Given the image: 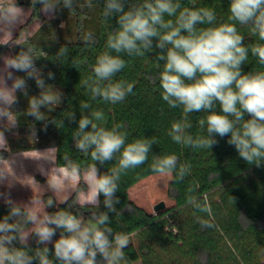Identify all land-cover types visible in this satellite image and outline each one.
<instances>
[{
	"label": "clouds",
	"instance_id": "1",
	"mask_svg": "<svg viewBox=\"0 0 264 264\" xmlns=\"http://www.w3.org/2000/svg\"><path fill=\"white\" fill-rule=\"evenodd\" d=\"M125 2L105 0L103 15L110 17L118 14L119 26L108 34L107 50L97 56L91 66L92 75L79 83L88 90L93 100L101 98L111 104L122 103L128 95L134 94V82L113 80L126 67V61L119 54L143 57L153 51V38H157L155 47L164 50L161 52L164 54L157 56L158 61H164L158 77L162 100L170 108L181 107L183 111V117L171 124L168 136L173 142L195 150L211 149L218 143L215 139L217 135L224 137L230 134L228 143L235 147L239 156L247 164L259 167L264 161V71L243 73L241 65L246 63L251 53L264 66V43L246 46L237 25L247 26L253 36L264 42V0H231L229 22L209 27L198 25H216L215 11L206 7L195 8V0H192V8L183 7L182 10L181 0L131 2L127 10ZM37 3L49 18H54L60 5L69 10L74 7V0H31L33 7ZM92 6V0L80 5ZM166 16L175 19H166ZM24 21L25 12L16 0H0V33L11 35L12 30ZM83 40L87 44L94 43L93 34L86 33ZM113 52L117 55H112ZM67 53L68 48L61 46L57 56L64 57ZM36 59L32 47L23 48L14 56L3 57V68H0V121L6 120L4 128L8 130L18 124L16 112L12 110L17 102V91L28 95L25 78L13 76L11 70L26 73L40 89L39 96L28 99L26 115L36 121H44L46 118L41 107L51 112L62 103L64 94L45 83L42 70L36 67ZM48 78L54 79V74L49 72ZM8 80L12 81L11 86ZM217 104L220 112L215 110ZM80 108L89 109L90 105L82 103ZM194 112L208 113L198 121L201 132L206 130V135L194 137L187 131L192 127L189 114ZM245 114L250 118L245 119ZM65 116L69 120L75 119L73 112ZM104 121L102 110L81 115L72 136L76 149L85 155L90 153L92 161L103 165L106 161L117 159L116 165L106 173H99L96 163L81 168L65 153L62 166L56 165L50 170L39 167L40 173L47 178V189L31 177L35 191L33 186L28 185L33 195L27 203L14 201L10 193H0L9 207L8 214L0 220V264H33L34 260L39 264H54L46 246L49 243H54V257L59 264H101L98 254L103 264H128L124 249L130 244V237L123 232H113L107 212L91 211V216L85 220L83 215L73 214L68 209L51 214L45 211L48 207H55L56 202L67 203L71 193H76L83 181L86 190L68 205L69 209L77 204L81 209H98L100 195L103 194V204L108 211L120 215L115 208V204L119 203L115 193L120 187L122 175L145 164L152 145L158 144V140L156 137L137 138L126 143L128 132L125 124L121 122L108 128ZM53 122L57 127H63V120ZM32 136L36 137L34 126ZM0 149H8L3 129H0ZM56 150L55 147L47 149L42 153L50 155H41L35 160L55 164ZM150 169L160 177H174L176 182H181L191 173V164L179 163L175 154L153 156ZM9 180V174L0 166V184L7 183L11 187ZM45 190L54 194L55 202L52 196L42 198ZM194 190L192 186L187 189V203L198 212L213 217L207 197L201 201L191 194ZM196 221L202 229L215 226L201 216H197ZM57 229L60 230V237L53 242ZM32 234L38 245L45 246L37 247L30 255L28 241ZM14 242L22 247L14 246Z\"/></svg>",
	"mask_w": 264,
	"mask_h": 264
},
{
	"label": "trees",
	"instance_id": "2",
	"mask_svg": "<svg viewBox=\"0 0 264 264\" xmlns=\"http://www.w3.org/2000/svg\"><path fill=\"white\" fill-rule=\"evenodd\" d=\"M131 2L139 3L142 0H126L125 10ZM85 3L86 0H74L73 9L69 10L60 5L56 11L58 15L64 13L74 18L73 41L37 42L33 36H28L14 45V55L23 48L32 47L38 58L35 60L36 67L42 70L45 83L60 87L64 95L62 103L55 107L44 121H36L30 116L27 125L35 127L40 142L32 143L27 136L11 139L7 150L0 149V159H7L11 152L55 147L57 165L64 164L63 155L67 153L81 165V168L96 163L99 173H106L116 165L117 159L106 161L103 165L92 161L90 153L85 155L76 149L72 136L78 128L81 115H90L93 110H102L105 114L106 127L111 128L121 122L125 124L128 132L126 143L137 138L156 137L158 144L152 145L145 164L122 175L120 187L115 193L119 199L115 208L120 215L108 211L103 204V194L100 195L98 209H81L78 204L69 209L68 205L78 197L79 192L86 189L83 181L80 182L79 190L69 197L67 203L56 202L55 207H48L49 214L60 209H68L73 214L85 213L89 218L91 211L107 212L109 226L113 228V232H123L130 237V244L124 249L128 264H264V161L259 167L247 164L235 147L228 143L230 134L224 137L217 135L215 139L218 143L211 149L194 150L172 141L167 133L171 124L183 117V111L181 107L170 108L162 100L158 77L164 61H158L157 56L164 54L161 53L164 50L155 47L157 38H153V51L143 57L119 54L126 61V67L117 73L113 80L134 82V94L128 95L122 103L117 104L105 102L101 98L93 100L88 90L79 82L92 75L91 66L95 64L97 56L107 50L108 34L119 25L118 14L110 17L103 15L105 0H92L91 8L80 7ZM230 3L231 0H195V8L213 9L217 17L216 25L198 27L217 26L229 22L227 18L230 15ZM16 4L30 8L31 14L28 21L20 27L14 40L19 39L31 23L44 18L39 3L33 7L31 0H17ZM181 5V10L183 7H193L192 0H181ZM60 8L65 11L62 12ZM165 18L175 19L167 16ZM237 28L244 37L246 46L264 43L253 36L247 26L237 25ZM89 32L94 37V43L91 44L83 40L84 35ZM61 46L68 48V53L64 57L57 56ZM8 48L7 44H1L0 55ZM112 55L117 54L113 52ZM241 69L243 73L264 71V66L249 53L248 60L241 65ZM49 72L54 74V79L48 78ZM16 76L25 78L27 89L32 96H38L39 88L34 79L28 78L22 71H16ZM21 95L22 92L17 91V102L12 107L17 116L23 112ZM82 103H88L90 108L81 110ZM215 110L220 112L219 104ZM69 112L75 114V119L69 120L65 116ZM207 114L206 112L189 114L188 118L192 124L187 130L189 134L194 137L206 135V130L201 132L198 121ZM248 118L250 117L245 114V119ZM60 120H63V127H57L53 122ZM30 131L32 132V129ZM170 154H175L179 163H190L191 173L181 182H176L172 177L169 194L174 205L170 207L166 205L157 212L148 210L132 200L129 191L142 179L156 174L150 169L153 156ZM189 186L195 189L191 194L201 201L207 197L213 210V217L198 212L187 203ZM49 196H52L55 202L54 194L51 192H46L43 199ZM8 212L9 207L0 202V220ZM197 216L209 219L215 226L211 229H202L196 221ZM59 237L60 230L57 229L54 241ZM14 246L22 247L18 242H14ZM44 246L38 245L35 235H31L28 242L30 255L37 247ZM46 246L50 249L49 257L53 259L54 264H59L54 257V243ZM97 259L103 264L99 254ZM33 264L39 262L34 260Z\"/></svg>",
	"mask_w": 264,
	"mask_h": 264
},
{
	"label": "rangeland",
	"instance_id": "3",
	"mask_svg": "<svg viewBox=\"0 0 264 264\" xmlns=\"http://www.w3.org/2000/svg\"><path fill=\"white\" fill-rule=\"evenodd\" d=\"M17 5L24 10L25 21L23 24L17 25L12 30L11 35L7 33L5 34L0 33V45L6 43L9 46V48L2 55H0V68H3V57L14 56V49H13L14 45L24 40L28 36H33L37 42H51V43L69 42L75 39L74 18H72L69 14L66 15L64 13H61L59 15L55 13L54 18H49V16L43 13L44 18L38 19L35 22L31 23L28 26L27 30L24 31L23 35L19 39L14 40V37L20 30V27L28 21L31 14V9L28 8L27 6L19 5V4ZM60 10L62 12L65 11V9L63 8H60ZM11 71H13V76H16V71L15 70H11ZM11 83L12 81H10V86ZM53 87L60 90L63 93L60 87L54 85ZM27 93H28L27 96H25L23 93L20 96V99L23 102V112L20 116H17L15 114L18 119L17 127L8 130L4 128V125L6 124V120L0 121V129H3L5 132L8 146H9V140L17 139L22 136H27L28 140L32 143L40 142V140H38L37 138L39 134L36 133V137L32 136V132L30 131V129L32 128L27 125L30 116L26 115L25 113L28 108V99L32 97L30 90L27 89ZM39 93H40V89H39ZM40 110L41 112L44 113L45 117L48 116L53 111L52 110L51 112H49V110L43 106L41 107ZM44 154L50 155V153H44ZM46 164L47 163L45 162V165ZM171 179L172 177H160L158 174H153L149 177H146L141 181H139L135 186H133L130 189L129 191L130 197L137 204L151 211H154V206L160 201H165L167 207H170L174 205V201L172 200L169 194ZM83 190H81L82 192H80L79 196L83 194L84 192ZM31 195L33 194H29L27 196L28 199L31 198Z\"/></svg>",
	"mask_w": 264,
	"mask_h": 264
},
{
	"label": "crops",
	"instance_id": "4",
	"mask_svg": "<svg viewBox=\"0 0 264 264\" xmlns=\"http://www.w3.org/2000/svg\"><path fill=\"white\" fill-rule=\"evenodd\" d=\"M10 81L11 80L7 81L9 86H10ZM50 148L53 147H44L33 150L11 152L10 156L7 159H0V166H2L3 170H5L9 174L10 176L9 183H11L12 185L11 187H9L7 183L0 184V193H10V196L14 201L18 203L20 202L27 203L30 200L28 199L27 196L29 194H33L31 187L28 185L33 186V189L35 191V186L33 185V181L31 177H33L35 181H37L41 186L47 189V183H46L47 178L46 176L42 175L38 169L40 166H43L45 170H50L51 167L57 165L56 159H55V164L49 161L35 160V159L40 157L41 155H45L42 152ZM45 162L47 163L46 165ZM85 190L86 189H84L83 191ZM46 192H50V191L45 190L44 194ZM80 192L78 194V197L80 195ZM73 193L74 192H72L71 195ZM44 194L42 198L44 197ZM0 202L4 203L2 197H0ZM85 208L87 210L90 209L89 207H85ZM45 211L49 213L48 208H46ZM81 215H83L85 220L87 219L85 213H82ZM30 239L31 236L29 237V241ZM53 242H54V238H53Z\"/></svg>",
	"mask_w": 264,
	"mask_h": 264
},
{
	"label": "water",
	"instance_id": "5",
	"mask_svg": "<svg viewBox=\"0 0 264 264\" xmlns=\"http://www.w3.org/2000/svg\"><path fill=\"white\" fill-rule=\"evenodd\" d=\"M165 207H166L165 201H160L154 206V210H155V212H157L161 209H164Z\"/></svg>",
	"mask_w": 264,
	"mask_h": 264
}]
</instances>
